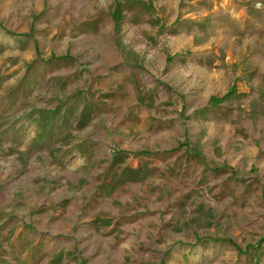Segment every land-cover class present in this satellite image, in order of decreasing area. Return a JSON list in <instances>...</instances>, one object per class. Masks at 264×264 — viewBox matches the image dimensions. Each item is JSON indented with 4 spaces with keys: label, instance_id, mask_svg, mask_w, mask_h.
Instances as JSON below:
<instances>
[{
    "label": "rangeland",
    "instance_id": "rangeland-1",
    "mask_svg": "<svg viewBox=\"0 0 264 264\" xmlns=\"http://www.w3.org/2000/svg\"><path fill=\"white\" fill-rule=\"evenodd\" d=\"M0 264H264V0H0Z\"/></svg>",
    "mask_w": 264,
    "mask_h": 264
}]
</instances>
